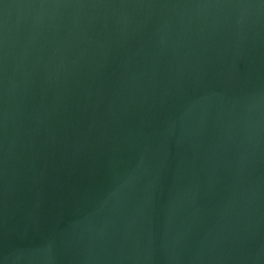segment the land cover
Listing matches in <instances>:
<instances>
[{
    "label": "water",
    "instance_id": "obj_1",
    "mask_svg": "<svg viewBox=\"0 0 264 264\" xmlns=\"http://www.w3.org/2000/svg\"><path fill=\"white\" fill-rule=\"evenodd\" d=\"M0 264H264V0H0Z\"/></svg>",
    "mask_w": 264,
    "mask_h": 264
}]
</instances>
